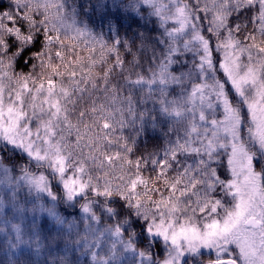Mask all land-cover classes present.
Wrapping results in <instances>:
<instances>
[{"label":"snow or ice","instance_id":"6c2138e0","mask_svg":"<svg viewBox=\"0 0 264 264\" xmlns=\"http://www.w3.org/2000/svg\"><path fill=\"white\" fill-rule=\"evenodd\" d=\"M0 251L264 264V0H0Z\"/></svg>","mask_w":264,"mask_h":264},{"label":"trees","instance_id":"16d2710c","mask_svg":"<svg viewBox=\"0 0 264 264\" xmlns=\"http://www.w3.org/2000/svg\"><path fill=\"white\" fill-rule=\"evenodd\" d=\"M17 71H20V69L18 68ZM106 222L107 221H102V223H106ZM3 256H4V253L0 251V264H3ZM39 259L47 260V259H50V257H48L46 253H42Z\"/></svg>","mask_w":264,"mask_h":264},{"label":"rangeland","instance_id":"374dc122","mask_svg":"<svg viewBox=\"0 0 264 264\" xmlns=\"http://www.w3.org/2000/svg\"><path fill=\"white\" fill-rule=\"evenodd\" d=\"M77 211H78V210H77ZM157 254H158V255H162V252H158ZM208 258H209V257H208V255H207V250H205V255H204L203 259L206 260V259H208ZM84 259H85V264H86V262H87V258L85 257Z\"/></svg>","mask_w":264,"mask_h":264}]
</instances>
